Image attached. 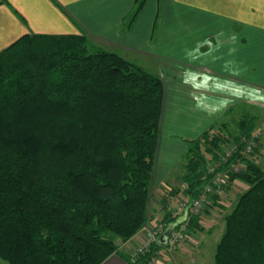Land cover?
<instances>
[{
    "label": "trees",
    "instance_id": "obj_1",
    "mask_svg": "<svg viewBox=\"0 0 264 264\" xmlns=\"http://www.w3.org/2000/svg\"><path fill=\"white\" fill-rule=\"evenodd\" d=\"M163 91L158 75L85 34L26 33L0 52L1 260L101 264L117 253L128 264H148L156 243L131 258L113 237L126 241L148 221ZM254 122L243 113L233 121L236 133L224 125L225 134L209 127L184 139L181 181L189 199L221 171L224 182L247 185L223 216L213 264H264V171L243 154L242 141ZM229 141L235 150L209 172V160L219 162ZM235 164L243 168L233 171ZM217 190L207 193V207H220ZM187 223L202 228L198 213Z\"/></svg>",
    "mask_w": 264,
    "mask_h": 264
},
{
    "label": "crops",
    "instance_id": "obj_2",
    "mask_svg": "<svg viewBox=\"0 0 264 264\" xmlns=\"http://www.w3.org/2000/svg\"><path fill=\"white\" fill-rule=\"evenodd\" d=\"M136 2L0 0V52L26 33L85 34L92 41L96 39L103 49L117 48L122 56L121 49H128L155 58L156 69L161 73L173 70L162 77L165 90L175 89L182 94L185 90H227V94L247 90L249 64L254 67L256 79L264 78V0H145L125 24ZM226 92L221 104L239 102ZM217 93L213 94V101L218 99ZM180 101L169 103L182 111L185 105ZM212 119L194 121L200 129L193 137L204 131ZM188 138L192 137H185ZM162 216L166 223L169 217L165 212ZM185 216L182 212L175 219ZM126 245L123 242L118 247L129 256ZM158 248L164 245L159 243ZM186 248L176 252L182 261L188 255L183 256ZM101 264L128 262L113 253Z\"/></svg>",
    "mask_w": 264,
    "mask_h": 264
},
{
    "label": "rangeland",
    "instance_id": "obj_3",
    "mask_svg": "<svg viewBox=\"0 0 264 264\" xmlns=\"http://www.w3.org/2000/svg\"><path fill=\"white\" fill-rule=\"evenodd\" d=\"M130 15L131 14L125 18V24L129 23ZM89 41L92 45L102 48L96 42V39L94 41L89 39ZM109 49L104 50L109 51ZM115 49L116 50L113 51L119 54V50L117 48ZM121 51L124 53L121 52L124 56L121 54L119 55L123 58L158 75L162 81L163 75L172 74L174 72L169 69L172 71V73H170V71L166 69L161 73L156 69L155 58L143 53L132 52L128 49H121ZM128 53L134 56V58H132L133 60ZM142 62L145 63L146 67L142 65ZM248 68L247 90H233V94L229 93L232 99H240L239 102L235 104V101H229L224 105L220 103L222 102V98L225 99V92L227 90H185L184 94H182L183 91L176 92L175 89L165 90V85L163 84L164 91L158 125V144L149 187L148 221L126 241H121L118 237H113L114 242H116L117 245L120 246V244L124 242V244H127L125 248H128L130 252H132L137 246L139 247L145 244L149 238H151L152 234L160 237L163 233L164 226L167 224V222L164 223L162 221V214L165 212L170 218H172L171 220H173L182 212L185 213L191 205L190 203L193 199H189L182 191L185 187L181 181V176L184 170L183 159L186 151V142L184 139L187 136L194 138L193 135H195L200 129L199 125L195 127V122L199 119L205 117L209 119L213 118L210 120L209 125L204 129L206 130L207 128L212 127L210 133H218L221 131L222 134H225V132H223L225 128L222 129V126L226 125L230 132L236 133L235 128L232 125L233 121L235 119L238 120L243 113L253 116L255 118V128L251 135L254 138L253 147L258 144L259 148L256 154H249L246 156H250L256 165L264 171V78L259 80L254 77L255 73H253V65L249 64ZM204 80L207 83V78ZM216 92H218L217 96L219 97L217 100L213 101V94ZM229 94L226 92L227 96ZM235 94L237 97H235ZM239 95H241V97H239ZM169 100L174 102H179V100H181L180 102L182 105H185V110L183 109L180 111L175 109L176 105H173L172 103V106L169 103ZM214 102L215 104H213ZM218 102L219 104H216ZM251 136L249 138H252ZM247 139L248 138H242V141L245 142ZM231 148L234 150L236 148V143L233 141L224 143L221 146L220 152L224 153L228 150L231 151ZM251 151H253V148ZM206 156L209 159V155ZM227 158L228 156L226 159ZM213 163L217 162H211L209 160L207 165L209 172H211V165ZM238 166H240V168L238 167L237 171L243 168L241 167V164ZM232 170L234 171L233 168ZM223 177H225L226 180L227 171L224 172ZM227 184V181L220 183L217 192H215V195L217 196L216 202L220 207L215 206V208H213V206L207 207L205 205L200 207L198 212H193L199 214V224L202 228L189 230L187 228L188 223H186L184 228L181 229L180 235H173V241L169 245L164 246L162 249H156L148 263L154 258L153 264H161L163 261H167V264H179L181 262H184V264H213L215 246L224 230L223 216L233 207L237 195L247 187V185L238 180ZM203 195L204 193L202 192L200 196L203 197ZM151 209H154L155 211L152 212ZM153 243L154 242L152 241L149 244L151 245ZM184 247L186 248V253L183 256L186 254L188 255L187 257H183L182 261V256L177 255L176 257V252L182 251L181 248ZM121 252L124 251L121 250ZM157 252L158 254H156ZM129 257H131L130 254ZM178 258H180V260ZM0 264L9 263L0 259Z\"/></svg>",
    "mask_w": 264,
    "mask_h": 264
},
{
    "label": "built area",
    "instance_id": "obj_4",
    "mask_svg": "<svg viewBox=\"0 0 264 264\" xmlns=\"http://www.w3.org/2000/svg\"><path fill=\"white\" fill-rule=\"evenodd\" d=\"M252 138H248L246 141H245V148H244V150H243V154L244 155H249V154H251V150H252V148H253V144H254V138H253V136H251ZM232 150L230 151V150H228V151H226V152H222V154H221V156H220V159H219V162H217V163H213L212 165H211V170L210 171H214V169L216 168V167H218V165L220 164V162H222V161H224L225 159H226V157L227 156H230V154L233 152V148H231ZM224 154V155H223ZM239 164H235L232 168L234 169V171H237L238 169V167L240 168V166H238ZM223 174H224V172H218L216 175H215V177L213 178V180H212V182H211V184L210 185H207L206 187H205V189H204V191H203V193H204V195H203V197H197V198H194L193 200H191V205L188 207V209H187V211L185 212L186 213V217H185V219L184 220H182V221H179V222H175V220H172V221H170L171 223L172 222H174L173 223V225H172V229H171V231H170V233H169V235L167 236V238H166V241H165V243H160L159 241H158V239H159V236H154V234H152V236H151V238H149V240L145 243V244H143V245H141V246H137L132 252H129V254H130V256L132 257V258H136L139 254H141V253H143V252H145V251H147L148 250V248L151 246L149 243L150 242H154V243H156L157 245L160 243V244H162V245H164V246H166V245H169L172 241H173V235H176V236H178V235H180V231H181V229L182 228H184V226L186 225V223H187V221H188V218H189V213L191 214V213H193V212H198L199 211V209H200V207H203V206H205L206 205V203L208 202V192H210V191H212V186H218L220 183H224V181H225V177H223ZM214 185H213V184ZM176 217V216H175ZM169 222V223H170ZM166 226H167V224L164 226V228H163V231L162 232H164V230H165V228H166ZM161 232V233H162ZM162 235V234H161ZM175 236V237H176ZM156 254H158V252L156 253ZM154 258H152V261L151 262H149L148 264H153V262H154V260H153Z\"/></svg>",
    "mask_w": 264,
    "mask_h": 264
},
{
    "label": "water",
    "instance_id": "obj_5",
    "mask_svg": "<svg viewBox=\"0 0 264 264\" xmlns=\"http://www.w3.org/2000/svg\"><path fill=\"white\" fill-rule=\"evenodd\" d=\"M186 217V216H185ZM185 217L182 219V220H184L185 219ZM182 220H180L179 218H177L176 220H175V222H179V221H182ZM173 223L174 222H170L168 225H167V227L165 228V230H164V232L162 233V235L159 237V239H158V241L160 242V243H165V241H166V238H167V236L169 235V233H170V231H171V229H172V225H173Z\"/></svg>",
    "mask_w": 264,
    "mask_h": 264
}]
</instances>
